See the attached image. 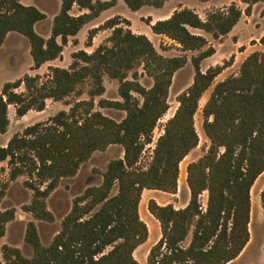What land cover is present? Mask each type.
Here are the masks:
<instances>
[{"label":"trees","instance_id":"obj_1","mask_svg":"<svg viewBox=\"0 0 264 264\" xmlns=\"http://www.w3.org/2000/svg\"><path fill=\"white\" fill-rule=\"evenodd\" d=\"M116 0H60L50 35L45 38L35 25L46 14L20 0H0V47L11 31L26 37L33 67L58 58L68 37L77 32ZM207 1V0H200ZM250 5L258 0H243ZM133 11L144 5L161 7L165 0H124ZM89 12L73 15V5ZM243 11L231 3L207 13L206 20L190 8L174 10L152 23L151 30L181 45L183 51L199 50L191 57L194 76L191 84L177 96L178 107L167 119L164 132L157 138L152 159L146 169L138 162L157 121L166 113L169 88L174 73L188 61L186 55L164 56L146 34L130 29V20L113 16L89 30L87 43L96 31L111 28L106 42L92 52L72 53L68 68L52 66L42 81L39 75L24 74L4 83L0 92V133L9 125L8 107L13 105L21 117L29 110L41 111L46 99L61 100L81 93L78 85L90 79L89 99L77 100L69 110H59L46 121L26 126L0 145V162L7 160L10 177L27 174L33 197L23 209L35 218L53 221L46 198L63 177L77 173L81 163L96 150L111 144L123 147V156L108 162L99 185H89L74 197L60 230L48 245L42 244L35 221L25 228L24 239L33 253L27 257L18 247L3 244L0 264H138L134 250L148 238V226L139 214L144 188L177 193L179 165L199 143L194 115L203 92L229 64L201 70L203 59L215 53L207 38L190 28L210 32L214 38L229 33ZM124 23L126 26L122 25ZM59 38V40H58ZM264 43V36L259 39ZM107 42H110L108 44ZM142 65L152 77L150 87L143 86L133 72ZM103 73L118 79L122 100L101 98L100 107L126 112L120 121L94 109L93 96L104 91ZM24 85V91L17 88ZM134 93L142 97L140 100ZM202 128L210 141L196 160L187 164L188 203L175 208L172 203L148 200V209L159 221L161 236L147 254L146 264H226L235 259L250 239V190L264 172V51H253L242 61L239 73L217 82L202 107ZM36 181V182H33ZM114 186L117 191L111 193ZM207 191L206 208L201 194ZM3 192H0V198ZM264 203V188L261 192ZM14 208L0 210V235L14 218ZM192 230L191 240L182 242ZM3 259V260H2Z\"/></svg>","mask_w":264,"mask_h":264},{"label":"rangeland","instance_id":"obj_2","mask_svg":"<svg viewBox=\"0 0 264 264\" xmlns=\"http://www.w3.org/2000/svg\"><path fill=\"white\" fill-rule=\"evenodd\" d=\"M21 2L27 5H35L41 11L46 13V20L37 23L36 30L42 36L47 38L50 33L52 18L58 12L57 6L60 5V0H21ZM231 3H235L243 13L239 22L236 23L229 33L221 35L219 38H214L210 32L198 28H190L192 32H199V34H202L207 38L208 43L202 49H205L208 45H212L215 48V53L213 55L201 61V70L204 71L210 66L222 65L224 63H228L229 65L214 78L213 83L203 92L199 100V105L194 115L195 128L199 135V143L196 146V149H194L181 163L182 170L188 163L200 157L210 144V141L202 128V107L208 99L214 85L228 76L237 75L242 61L251 52L264 51V43L259 41L260 37L264 36V0H258L251 4L249 13L245 11L249 4L243 0H211L208 2L200 0H169L164 6V10L155 13H149L145 10L135 13V11L129 9L124 1L121 0L118 9L131 16L132 22L130 21L131 24L129 27L133 32L147 34L157 51L164 56L186 55L188 58L187 63L174 73L169 88V107L166 113L157 121L152 132V140L145 145L141 153L137 165L139 168L146 169L151 162L155 142L164 132L165 122L173 116L178 107V94L185 90L193 80L194 67L191 63V57L199 52V50L183 51L181 45L169 37L153 34L148 28L147 21L149 19L158 20L159 18H164L169 14L171 15L174 10L181 8H190L194 10L201 19L206 20L207 13L212 10L224 8ZM105 20V16L100 17L86 25L84 31L89 30V26L101 24L100 22ZM122 25L126 26L124 23H122ZM108 33H110V30L100 32L98 37H96L95 43L101 40L102 43L106 42L107 37L105 38V36ZM107 43L110 44V42ZM87 44L88 43L85 40L81 47L90 50V48H87ZM73 50H75V48H64V55H62L61 59H58L55 63L59 66L67 65L69 67V62L72 60L71 53ZM32 64L33 59L30 53L28 39L17 32H9L3 45L0 47V92L4 83L17 80L26 73L31 75L37 74L41 77L42 81L46 80L51 73V66L47 65V63L38 71H30ZM134 71L137 74L138 81L143 86L150 87L152 85L153 79L146 74L142 65H137L135 68L130 69L128 71L127 79H133L132 74ZM102 79L104 91L101 94L93 96L95 103L94 109L100 110L103 114L116 121H120L126 114L124 110L112 107H100L98 105V101L101 98L122 100L118 92L120 82L118 79L111 78L107 73H103ZM91 87L92 81L90 79L84 81L77 87L81 93L73 92L57 102L49 101L47 110L44 111V113H34L38 115L32 120H29V117L21 118L17 116L15 113V107L9 105V125L4 134L0 133V145L4 143L6 138L11 137L15 133H21L26 126L38 121H46L59 110L68 111L77 100L89 99L91 97L89 94ZM24 90L25 87L23 84L17 88V91ZM134 94L142 100L140 95L137 93ZM122 156L123 147L120 144H111L104 150L94 151L88 160L81 163L75 175L61 178L57 187L46 198L47 208L54 215L53 221L35 219L31 213L23 209L24 204L30 203L33 197V190L27 183L31 179L27 174H21L12 179L10 177V166L7 160L0 162V192H3V195L0 198V210L7 208H14L15 210L14 218L5 225L4 235H0V256L2 257L1 247L3 244L18 247L24 256L29 257L32 255V247L24 239L26 225L31 220L36 223L42 244L48 245L53 236L60 230L61 221L65 214L70 210L74 197L82 194L85 188L89 185H99L102 182V173L106 169L108 162ZM263 188L264 173L255 180L250 190V243L248 249H246V252L242 254L238 261L232 264H264V203L261 199ZM116 191L117 186H114L111 193L114 194ZM144 196L145 195L142 196L139 203L141 217H144ZM169 196L171 197L172 195ZM183 199H185V191L180 190L177 199L174 201L170 200L169 203L181 208L183 202L181 203L180 200ZM206 202L207 192L201 195V203L204 209L206 208ZM147 225L150 229V236L135 253L138 264H146V256L145 258L142 257L143 250L145 248L149 249V246L154 241V236L157 233V229L154 227L153 222L148 221ZM191 236L192 230L190 229L182 244L187 245Z\"/></svg>","mask_w":264,"mask_h":264},{"label":"crops","instance_id":"obj_3","mask_svg":"<svg viewBox=\"0 0 264 264\" xmlns=\"http://www.w3.org/2000/svg\"><path fill=\"white\" fill-rule=\"evenodd\" d=\"M21 1V0H20ZM93 1H96V0H93ZM100 1H107V0H100ZM124 1V0H123ZM169 0H166L165 1V3L161 6V7H155V6H152V5H144V6H142L140 9H138V10H135V13H137V12H140V11H148L149 13H155V12H161L162 10H164V6H165V4L168 2ZM208 1H211V0H207V1H203V2H208ZM61 3V2H60ZM120 3H121V0H116L115 1V3L113 4V5H111L110 7H108V8H106V9H103V10H101L100 12H99V14L97 15V16H95L93 19H91L89 22H87L85 25H83V27L77 32V34H75V35H71V36H69L68 37V41H67V43L64 45V47H63V51H62V54L58 57V58H55V59H53V60H49V61H46L45 63H43L39 68H32L33 67V64H32V66H31V69H30V71H38L43 65H45V64H47V65H49V66H59L58 64H56L55 62L58 60V59H61V56L62 55H64V48H68V47H71V48H75V50H73V52H76V51H78V50H85V51H87V52H92L100 43H102L101 41H98L97 43H95V41H96V37H98V35H99V33L100 32H104V31H108V30H110V33H108L106 36H105V38L106 37H108L110 34H111V31H112V29L111 28H101V29H99L98 31H96L95 33H94V35H93V37H92V40H91V43H88L87 44V48H90V50H87V49H83L81 46L83 45V43H84V41L86 40V42H87V36H88V32H89V30H91V29H93V28H96V27H98V26H100V25H102L107 19H109V18H112L113 16H121V17H124V18H127V19H129L131 22H132V20H131V16L128 14V13H126V12H123V11H120L119 9H118V6L120 5ZM125 3V2H124ZM24 4V3H23ZM25 5H27V4H25ZM125 5H126V3H125ZM35 6V5H34ZM127 6V5H126ZM37 7V6H36ZM128 7V6H127ZM147 7V8H146ZM129 8V7H128ZM130 9V8H129ZM57 10H58V12H59V10H60V5L59 6H57ZM57 12V13H58ZM87 13V12H89V9L88 8H81V7H79L78 5H76V4H74L73 5V7L71 8V10H70V13L71 14H73V15H78V14H81V13ZM56 13V14H57ZM46 14V13H45ZM55 14V15H56ZM102 16H105V21H102V22H100L101 24H94V25H92V26H89V30H85L84 31V27L86 26V25H88L89 23H92L93 21H95V20H97V19H99L100 17H102ZM170 16V14L169 15H167V16H165L164 18H167V17H169ZM54 17V16H53ZM46 18H47V15H46ZM164 18H159V19H164ZM53 19V18H52ZM46 20V19H45ZM154 21H156V19L155 20H152V23L154 22ZM239 22V21H238ZM37 25V24H36ZM36 25H35V28H36ZM50 28H51V25H50ZM148 28H149V30L153 33V34H155V35H163V34H156V33H154L152 30H151V27H150V25H148ZM195 33H199V32H195ZM49 35H50V33H49ZM147 35V34H146ZM58 40H59V38H58ZM3 45V44H2ZM1 45V46H2ZM78 49V50H77ZM72 52V53H73ZM72 53H71V58H72V60H73V57H72ZM213 55V54H212ZM72 60H70V64H71V62H72ZM59 67H64V68H68V66L66 65V66H59ZM49 101H54V102H57L58 100H53V99H51V98H47L46 99V106H45V108L43 109V110H41V111H37V110H29L27 113H25L23 116H21V118H24V117H29L28 119L29 120H32L33 118H35L38 114H34V113H44V111H46L47 110V107H48V103H49ZM2 134H4V133H2ZM9 138L10 137H8V138H6L5 139V141H4V143H2L1 145H5L6 143H7V141L9 140ZM194 149H196V147L195 148H193L191 151H189V153L183 158V160L180 162V165H179V176H178V188H177V193H168V192H164V191H161V190H156V189H148V188H144L143 189V191H142V194H141V198H142V196L143 195H145L144 196V198H143V203L145 204L144 205V217H141V219L147 224V222L148 221H151V222H153V224H154V227L157 229V233H156V235L154 236V241L152 242V244L149 246V249H150V247L154 244V243H156V241L160 238V236H161V229H160V224H159V221L152 215V213L149 211V209H148V206H147V204H148V200L150 199V198H153V199H155L159 204H161V205H165V204H167V203H169V201L171 200H175V199H177V195H178V192L180 191V190H183V191H185V199H183V200H180V202L182 203L183 202V205L181 206V208L182 207H184L187 203H188V200H189V197H190V191H189V187H188V184H187V179H186V177H187V171H186V168H187V165L185 166V168L182 170L181 169V163L184 161V159L188 156V155H190L191 153H192V151L194 150ZM196 160V159H195ZM264 172H262L260 175H262ZM259 175V176H260ZM258 176V177H259ZM257 177V178H258ZM207 191H204L202 194H204V193H206ZM201 194V195H202ZM169 195H172L171 197L169 196ZM140 203V202H139ZM174 207L175 208H179V207H177V206H175L174 205ZM139 214H140V212H139ZM153 217V218H152ZM148 226V225H147ZM148 231H149V233H148V237L150 236V229L148 228ZM148 239V238H147ZM191 240V239H190ZM147 241V240H146ZM145 241V242H146ZM144 242V243H145ZM190 242V241H189ZM144 243H142V244H144ZM249 243H250V239H249V241L247 242V244L245 245V247L243 248V250L241 251V253L235 258V259H233V260H231V261H229V262H227L226 264H232V263H234V262H236V261H238L239 259H240V257L242 256V254L244 253V252H246V249H248V246H249ZM142 244H140L135 250H134V252H133V255H134V257L136 258V256H135V253H136V251H138V249H139V247H141V245ZM189 244V243H188ZM187 244V245H188ZM184 246H186V245H184ZM149 249L147 248H145L144 250H143V253H142V257L143 258H145V256L147 257V254H148V251H149ZM137 259V258H136ZM138 261V260H137Z\"/></svg>","mask_w":264,"mask_h":264}]
</instances>
